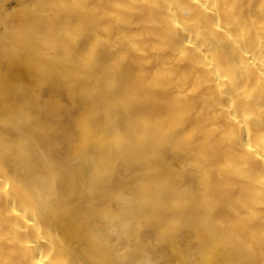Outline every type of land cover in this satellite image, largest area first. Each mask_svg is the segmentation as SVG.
I'll use <instances>...</instances> for the list:
<instances>
[{"label": "bare ground", "instance_id": "6f19581e", "mask_svg": "<svg viewBox=\"0 0 264 264\" xmlns=\"http://www.w3.org/2000/svg\"><path fill=\"white\" fill-rule=\"evenodd\" d=\"M75 2L84 7L36 31L32 60L47 65L70 50L93 59L121 101L110 118L100 114L105 138L145 134L191 145L223 177L225 211L240 237L233 251L259 264L264 0ZM18 71L27 83L26 67ZM63 246L44 180L0 177V264H59Z\"/></svg>", "mask_w": 264, "mask_h": 264}, {"label": "clouds", "instance_id": "9594fccd", "mask_svg": "<svg viewBox=\"0 0 264 264\" xmlns=\"http://www.w3.org/2000/svg\"><path fill=\"white\" fill-rule=\"evenodd\" d=\"M83 7L75 0L0 7V177L44 180L64 235L59 264H254L233 251L240 237L214 166L179 140L105 138L100 114L110 118L121 101L87 53L32 60L36 31ZM254 233L264 264V216Z\"/></svg>", "mask_w": 264, "mask_h": 264}]
</instances>
